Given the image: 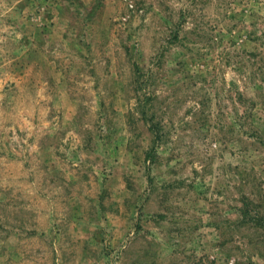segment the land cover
I'll list each match as a JSON object with an SVG mask.
<instances>
[{"label":"rangeland","instance_id":"obj_1","mask_svg":"<svg viewBox=\"0 0 264 264\" xmlns=\"http://www.w3.org/2000/svg\"><path fill=\"white\" fill-rule=\"evenodd\" d=\"M0 264H264V0H0Z\"/></svg>","mask_w":264,"mask_h":264}]
</instances>
